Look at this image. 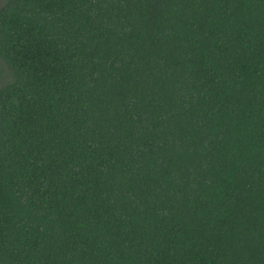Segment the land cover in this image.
<instances>
[{"label": "trees", "instance_id": "trees-1", "mask_svg": "<svg viewBox=\"0 0 264 264\" xmlns=\"http://www.w3.org/2000/svg\"><path fill=\"white\" fill-rule=\"evenodd\" d=\"M0 264H264V0H0Z\"/></svg>", "mask_w": 264, "mask_h": 264}]
</instances>
